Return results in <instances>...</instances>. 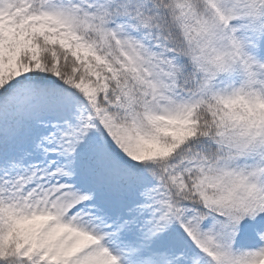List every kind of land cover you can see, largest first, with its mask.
I'll return each mask as SVG.
<instances>
[{
    "label": "snow or ice",
    "instance_id": "1",
    "mask_svg": "<svg viewBox=\"0 0 264 264\" xmlns=\"http://www.w3.org/2000/svg\"><path fill=\"white\" fill-rule=\"evenodd\" d=\"M0 264H264V0H0Z\"/></svg>",
    "mask_w": 264,
    "mask_h": 264
}]
</instances>
